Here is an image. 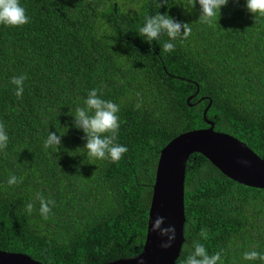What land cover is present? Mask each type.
Instances as JSON below:
<instances>
[{"label":"trees","instance_id":"trees-1","mask_svg":"<svg viewBox=\"0 0 264 264\" xmlns=\"http://www.w3.org/2000/svg\"><path fill=\"white\" fill-rule=\"evenodd\" d=\"M30 17L22 26L0 24V250L47 264H102L142 249L158 151L178 132L207 125L242 140L264 159V16L246 0H228L217 23L200 21L188 0H20ZM165 13L189 23L187 39L162 45L137 32L146 16ZM26 75L22 97L13 76ZM120 106L118 162L95 160L72 115L88 92ZM139 94V95H137ZM191 97L186 100V97ZM140 107L137 108L136 105ZM72 114V115H71ZM48 132L59 150L44 148ZM10 175L22 178L8 185ZM37 193L55 201L43 219ZM33 203V211L25 210ZM184 239L173 264L193 241L218 264L264 254V189L230 179L202 154L191 152L183 176ZM208 230L202 239L200 229Z\"/></svg>","mask_w":264,"mask_h":264},{"label":"clouds","instance_id":"clouds-1","mask_svg":"<svg viewBox=\"0 0 264 264\" xmlns=\"http://www.w3.org/2000/svg\"><path fill=\"white\" fill-rule=\"evenodd\" d=\"M191 7H195L197 0H188ZM200 5V21L206 24L217 23L219 18V10L221 6L228 3V0H198ZM168 4V0H157V8ZM247 10L257 15L264 16V0H246ZM30 22V17L26 15V10L21 6L20 0H0V24L7 26H22ZM191 27L189 23L180 22L168 15L167 12H156L154 15L146 16L142 26L138 29V34L145 38L149 43L153 40H159L162 35H167L168 41L162 45L165 53L172 52L175 45L171 42L177 38L187 39L191 35ZM26 75L13 76L10 82L15 85V95L19 98L24 93V81ZM99 89H91L86 99L83 101L82 107H76L73 124L76 128L81 129L86 141L83 148L86 149L87 155L91 159L104 160L109 159L112 162H118L128 151L125 145L117 143V136L120 129V118L117 113L120 106L107 99H103ZM139 95V94H137ZM140 107L139 104L136 105ZM64 134V133H63ZM63 134L57 135L55 132H48L47 138L44 140V148L53 147L59 150L61 145V137ZM8 143V135L5 131L3 123H0V149H5ZM247 163V161H242ZM22 182V178L10 175L8 185H16ZM35 199L38 200L40 214L43 219L47 220L51 212V206L55 205V201L45 199L43 195L37 193ZM33 203L25 206L27 213L33 211ZM164 217L157 215L151 221V231L158 232L159 236L166 237L160 243V248L168 249L172 246L176 238V229L173 225L162 226ZM150 220V218H149ZM200 237L208 239V230L201 228ZM191 253L181 262V264H218L221 261V253L215 252L209 255L205 245L199 241H193ZM245 260H264V254L255 250L247 251L243 254Z\"/></svg>","mask_w":264,"mask_h":264},{"label":"water","instance_id":"water-1","mask_svg":"<svg viewBox=\"0 0 264 264\" xmlns=\"http://www.w3.org/2000/svg\"><path fill=\"white\" fill-rule=\"evenodd\" d=\"M191 95L186 97L188 100ZM202 109L205 126L178 132L158 151L147 208L145 239L140 252L108 260L102 264H173L179 254L183 234V176L185 161L191 152L202 154L221 173L241 184L264 189V159L236 136L213 128L205 117L210 103ZM247 161V163H242ZM163 216L162 226L173 225L176 238L168 249L160 248L166 237L151 231V221ZM150 218V220H149ZM0 264H47L24 253L0 250Z\"/></svg>","mask_w":264,"mask_h":264}]
</instances>
